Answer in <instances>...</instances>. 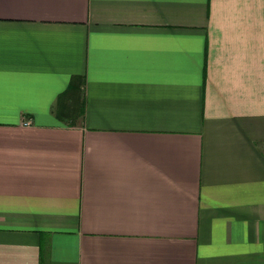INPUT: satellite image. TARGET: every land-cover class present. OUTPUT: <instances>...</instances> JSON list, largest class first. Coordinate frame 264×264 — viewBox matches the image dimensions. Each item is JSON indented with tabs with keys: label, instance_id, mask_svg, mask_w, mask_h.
<instances>
[{
	"label": "crops",
	"instance_id": "crops-1",
	"mask_svg": "<svg viewBox=\"0 0 264 264\" xmlns=\"http://www.w3.org/2000/svg\"><path fill=\"white\" fill-rule=\"evenodd\" d=\"M0 264H264V0H0Z\"/></svg>",
	"mask_w": 264,
	"mask_h": 264
},
{
	"label": "built area",
	"instance_id": "built-area-1",
	"mask_svg": "<svg viewBox=\"0 0 264 264\" xmlns=\"http://www.w3.org/2000/svg\"><path fill=\"white\" fill-rule=\"evenodd\" d=\"M30 124H31V122H28V121L26 122V125H30Z\"/></svg>",
	"mask_w": 264,
	"mask_h": 264
},
{
	"label": "trees",
	"instance_id": "trees-1",
	"mask_svg": "<svg viewBox=\"0 0 264 264\" xmlns=\"http://www.w3.org/2000/svg\"><path fill=\"white\" fill-rule=\"evenodd\" d=\"M72 89V86L69 88L68 92Z\"/></svg>",
	"mask_w": 264,
	"mask_h": 264
}]
</instances>
